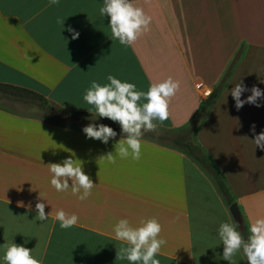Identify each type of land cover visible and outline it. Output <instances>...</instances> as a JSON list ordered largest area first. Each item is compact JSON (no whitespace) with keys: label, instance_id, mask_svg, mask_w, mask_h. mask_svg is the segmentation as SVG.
Here are the masks:
<instances>
[{"label":"crops","instance_id":"1","mask_svg":"<svg viewBox=\"0 0 264 264\" xmlns=\"http://www.w3.org/2000/svg\"><path fill=\"white\" fill-rule=\"evenodd\" d=\"M100 6L102 0L52 6L0 0V85L80 116L48 120L0 104V244L26 242L43 264H128L116 259L121 242L113 224L156 218L167 241L160 264H227L219 257V222L237 224L246 238L249 219L264 216V150L255 148L249 131L252 123L257 133L264 128V107L246 103L237 110L229 94L240 80L264 90V0H136L152 23L131 47L111 40ZM69 25L79 32L75 40ZM108 74L144 91L169 76L180 81L170 117L156 129L178 131L195 122L194 140L227 194L192 156L149 137H142L139 161L102 158L114 151L113 142L85 139L81 129L93 116L82 94L93 79L107 83ZM98 122L119 127L106 118ZM69 156L83 161L96 184L84 201L49 184L45 164ZM38 199L48 204L45 223L34 220ZM233 201L239 222L229 211ZM59 209L78 215V225L61 229L54 222Z\"/></svg>","mask_w":264,"mask_h":264},{"label":"clouds","instance_id":"2","mask_svg":"<svg viewBox=\"0 0 264 264\" xmlns=\"http://www.w3.org/2000/svg\"><path fill=\"white\" fill-rule=\"evenodd\" d=\"M59 2L60 0H48L50 6L58 5ZM99 15L107 18L111 40L118 41L125 47H131L141 35L148 32L152 23V17L142 7L136 6V0H102ZM56 22L64 30L65 20L58 17ZM66 31L73 40L79 37V32L71 25ZM106 81L107 83L102 84L93 79L84 90L82 99L90 106L87 111L92 114L93 119L81 131L85 139L99 141L104 145L113 142L114 151L102 156L110 163H116V157L139 161L142 155V137L145 133L155 131L158 124L169 119L170 102L180 90V81L169 76L158 83H150L146 91L138 90L134 83L112 74L106 76ZM245 92H251V95L241 99ZM229 94L237 110L246 103L257 108L264 107V104L258 102V99L264 100V90L256 85L249 89L240 80ZM105 118L119 126V133L113 127L98 122ZM249 131L255 148L264 150V128L257 133L256 124L252 123ZM118 135L120 138L117 140ZM45 165L51 174L49 184L56 192L71 189L72 194L80 201L88 199L92 194L96 184L83 170V161L80 159L69 156ZM47 205L45 200H37L34 207L35 221H48L50 212H45ZM27 207L29 211L33 210L31 204ZM54 222H58L61 229L67 230L78 225L79 217L75 213L68 214L59 209L55 213ZM112 231L113 238L121 242L116 251L117 260H126L128 264H160L157 256L167 241L160 235L162 225L156 218L141 220L137 226L127 218H121L113 224ZM247 233L245 238L237 224L226 220L219 222L216 238L219 245L223 246L222 253L219 254L220 260L227 264H264V216H258L254 220L250 218ZM25 244H16L13 239L11 243L5 241L0 244V264H43L42 259L33 254L34 249H29ZM237 256L241 257L240 261Z\"/></svg>","mask_w":264,"mask_h":264},{"label":"rangeland","instance_id":"3","mask_svg":"<svg viewBox=\"0 0 264 264\" xmlns=\"http://www.w3.org/2000/svg\"><path fill=\"white\" fill-rule=\"evenodd\" d=\"M0 104L8 106L10 109L48 120H66L72 117H80L77 114L69 113L52 105L41 95L6 86H0ZM113 128L120 130L119 127ZM177 132L156 129L153 132L145 133L144 136L172 145L171 142L176 139Z\"/></svg>","mask_w":264,"mask_h":264},{"label":"trees","instance_id":"4","mask_svg":"<svg viewBox=\"0 0 264 264\" xmlns=\"http://www.w3.org/2000/svg\"><path fill=\"white\" fill-rule=\"evenodd\" d=\"M1 86V85H0ZM196 123L193 122L187 127H183L178 130L176 139L172 141V145L182 149L186 154L192 156L196 161L205 166L212 172L213 176L217 181V185L221 189L224 194L226 193V188L216 169H214L211 165V159L207 156L201 146L194 140V133L196 131ZM174 143V144H173ZM229 201L232 199L228 196Z\"/></svg>","mask_w":264,"mask_h":264},{"label":"water","instance_id":"5","mask_svg":"<svg viewBox=\"0 0 264 264\" xmlns=\"http://www.w3.org/2000/svg\"><path fill=\"white\" fill-rule=\"evenodd\" d=\"M229 211L231 212V215L233 216V218L239 222L240 221V215H239V209L237 207V203L236 201H233L230 205H229Z\"/></svg>","mask_w":264,"mask_h":264},{"label":"built area","instance_id":"6","mask_svg":"<svg viewBox=\"0 0 264 264\" xmlns=\"http://www.w3.org/2000/svg\"><path fill=\"white\" fill-rule=\"evenodd\" d=\"M192 73L194 74V71H192ZM204 95H209L210 94V89H206L203 91Z\"/></svg>","mask_w":264,"mask_h":264}]
</instances>
